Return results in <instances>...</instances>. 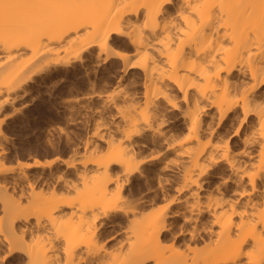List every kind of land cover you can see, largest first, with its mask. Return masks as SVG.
Segmentation results:
<instances>
[{"label": "snow or ice", "instance_id": "obj_1", "mask_svg": "<svg viewBox=\"0 0 264 264\" xmlns=\"http://www.w3.org/2000/svg\"><path fill=\"white\" fill-rule=\"evenodd\" d=\"M117 7L127 10L122 19L112 12ZM225 8L246 15L250 46L241 50L233 39H226L228 48L217 47V34L226 31L220 23ZM73 20L84 21L79 31H90L92 20L101 22L90 45L75 55L76 66L98 54L100 65L118 69L116 77L107 86L77 81L66 93L68 99L58 102L61 116L53 121L48 139L34 145L37 155L50 157L44 166L58 176L35 182L31 164L0 155V192H7L14 182L23 183L33 204L57 212L61 205L72 201L75 207L89 200L93 190L106 189L102 203L95 206L98 215L90 214L89 221L101 230L87 241L102 252L107 250L98 242L111 238L105 223L131 220V232L132 225L144 221L155 232L167 234L168 218L176 215L195 236L198 221L211 217L223 232L233 217H244L235 209L247 208V222L232 230L233 239L221 243L215 238L214 251L220 257L216 264H264V0H123L119 6L110 0H0V37ZM257 33L260 41L254 43ZM137 71L144 79L149 72L170 74L163 79L153 75L150 83L164 85L153 90L148 84L137 86ZM186 86L192 95L185 93ZM213 94L223 96L228 107L204 136L200 158L205 164L191 169L178 155L169 159L178 147L198 142L192 132L198 127L200 104ZM180 118L191 127L165 139L169 125ZM5 121L11 122V117L0 113V125ZM136 141H146L151 150L145 146L136 153L130 147ZM245 159L250 162L244 164ZM209 176H218V183L202 189ZM149 179L158 200L141 214L145 206L139 197ZM177 208L182 211H174ZM44 219L49 231L40 237L35 228L31 233L11 227L0 231V264H67L63 258L38 260L37 245L47 251L51 243H58L67 253L74 242L85 243L83 228L74 218L57 220L48 214ZM176 231L181 234V228ZM160 246L171 250V242ZM109 255L105 264H125L111 258L118 253Z\"/></svg>", "mask_w": 264, "mask_h": 264}, {"label": "bare ground", "instance_id": "obj_2", "mask_svg": "<svg viewBox=\"0 0 264 264\" xmlns=\"http://www.w3.org/2000/svg\"><path fill=\"white\" fill-rule=\"evenodd\" d=\"M139 2L142 3L144 0H139ZM110 3L119 6L123 0H110ZM126 11L123 7L112 9L114 16L118 14L121 19L125 16ZM222 15L224 18L220 23L226 27V31L217 34V47L228 48L229 45L225 43L226 39H233L241 50L243 47L250 46L247 43L251 34L248 31L249 25L246 15L238 9L228 8L223 10ZM83 22V20H73L58 24H41L29 28L26 32H17L11 37L6 33L0 37V113L5 115L7 110L23 112L24 108L29 107L28 92L32 87L45 86L55 73L69 70L70 67H73L80 76L85 78L86 82L91 80L92 84L104 83L105 86L111 84L118 69L100 65L98 54L97 58L91 61H80L81 66H76L78 62L74 59L75 55L80 53L83 47L90 45L93 36L99 31L101 23L99 20H92L93 27L90 31H79L78 25ZM259 41L260 34L257 33L252 42L259 43ZM169 74L167 71L155 74L149 72L147 79H144L137 71L134 76L138 82V87L148 84L149 88L155 90V88L164 87V85L150 83L153 75L163 79ZM181 79L183 82V77ZM188 82L196 83L192 78H188ZM167 87H172L171 82H168ZM184 91L186 94H193L190 87L186 86ZM67 99L64 98L63 100ZM227 107L223 96L216 98L215 94L208 95L207 101H202L200 104L202 111L199 115L198 127L192 132L193 137L199 138L198 142L178 147L177 152L169 159L178 155L181 163L187 162L191 169H195L197 166L202 167L205 164V161L200 158L204 151L203 144L206 142L204 136L211 133L212 126L218 119V113ZM189 127H191L190 123L184 118L173 120L169 125L168 132L165 133V139L178 137ZM0 131L3 132V138H0V155L9 158L7 147L13 141L5 132L3 125H0ZM145 146L151 150V145H147L146 141H136L134 145H130L136 153L141 152ZM249 155L251 157L252 154ZM37 158L29 161L17 159L21 163L33 166L29 172L34 177L35 182H47L59 175L50 167L47 170V167L44 166L46 161L40 160L41 163L37 165L35 163L36 160H39ZM249 162L248 159L243 161L244 164ZM252 162L259 163V161ZM176 175H179V171ZM165 179H170V177ZM213 181L218 183V176H209L205 179L201 185L202 189L212 184ZM154 188L155 185L152 184L151 180H147L144 191L139 197L140 203L145 206L140 208L141 214L150 210L158 200ZM104 191L106 189L99 192L93 190L89 200L82 201L75 207L70 201L68 204L61 205L57 212H53L51 207L45 208L33 204L29 200L28 194H25V185L14 182L12 188L7 192H0V231L11 227L14 230L23 229L31 233L35 228L37 237H40L49 231L44 217L51 214L57 220L65 217L74 218L83 228L81 235L85 243L80 245L78 242H74L67 253L63 252L58 243H51L47 251L38 244L36 253L38 260L51 261L55 259L59 261L63 258L67 264H105V261L110 258L109 254L115 252L118 255L111 258L118 259L125 264L128 260L139 262V264H146L149 260H154L155 264H176L177 261H180L181 264H216L220 257L214 251L213 242L215 238H221V243L227 242L233 239L232 230H238L237 226L247 222V208L240 207H237L235 211L237 213L244 212V217L241 220H236L233 217L223 232L211 222V217H207L203 221L197 222L195 236L192 235V229L187 228V222L176 215H171L168 218L167 234L155 232L144 221L132 225L133 230L131 232L127 231L129 225L132 224L131 220L128 223L112 221L103 226L107 232L111 233V238L98 242L107 250L102 252L99 249L90 248L87 241L92 239V235L99 234L101 230L92 227L89 221L90 214L98 215L95 212V206L102 203ZM236 191L237 189L233 187L232 192ZM17 192L21 195L18 196ZM224 197L229 199V193L225 192ZM174 211L179 212L182 209L177 208ZM213 211L215 212V210ZM35 220H39V223H35ZM177 228H181V234L177 233ZM89 229H91V233ZM194 239L201 240L203 243H193ZM258 240L259 235L257 234ZM133 241L138 243L133 244ZM169 242H171V250L160 246L161 243L168 245ZM176 249H179V253L175 251Z\"/></svg>", "mask_w": 264, "mask_h": 264}, {"label": "rangeland", "instance_id": "obj_3", "mask_svg": "<svg viewBox=\"0 0 264 264\" xmlns=\"http://www.w3.org/2000/svg\"><path fill=\"white\" fill-rule=\"evenodd\" d=\"M49 80L45 86L30 89L32 92H28L29 107L24 108L23 112L6 111L5 116L11 117V122L5 121L3 125L5 132L13 141L12 145L9 144L7 147L10 157L22 161L37 157L43 161L50 159L47 155L43 157L37 155L34 145L48 139V130L54 127L53 121H57L61 116L58 102L68 98L66 93L74 90V84L77 81L86 82L85 78L80 76L73 67L55 73ZM21 132L24 134L21 135ZM29 132L32 135H28ZM50 169L53 170L52 167Z\"/></svg>", "mask_w": 264, "mask_h": 264}]
</instances>
